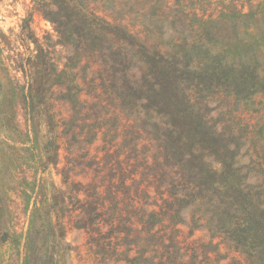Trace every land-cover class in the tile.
<instances>
[{
	"label": "trees",
	"instance_id": "obj_1",
	"mask_svg": "<svg viewBox=\"0 0 264 264\" xmlns=\"http://www.w3.org/2000/svg\"><path fill=\"white\" fill-rule=\"evenodd\" d=\"M33 1L55 33L22 27L8 83L61 185L22 264H63L71 229L91 264H264V0Z\"/></svg>",
	"mask_w": 264,
	"mask_h": 264
},
{
	"label": "rangeland",
	"instance_id": "obj_2",
	"mask_svg": "<svg viewBox=\"0 0 264 264\" xmlns=\"http://www.w3.org/2000/svg\"><path fill=\"white\" fill-rule=\"evenodd\" d=\"M33 6V0H0V264H22L18 242L29 225V216L35 206L44 204L45 190L51 182L61 185V176L53 165L45 172L37 167L35 159L40 149L30 141L22 98L9 89L8 83L9 79L23 82L22 73L14 68V59L24 51L19 36L22 27L29 23L40 38L55 33L50 21L32 12ZM58 50L62 62L72 53L69 46H58ZM57 106L68 115L66 103L59 101ZM88 176L80 174L76 178L85 181ZM195 235L203 237L205 232L197 230ZM66 239L71 250L63 264H91L85 232L71 229Z\"/></svg>",
	"mask_w": 264,
	"mask_h": 264
}]
</instances>
